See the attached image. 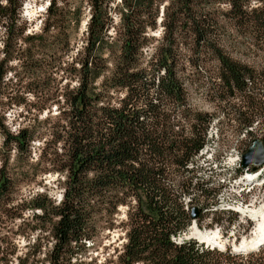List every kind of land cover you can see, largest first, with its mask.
<instances>
[{"label": "trees", "instance_id": "16d2710c", "mask_svg": "<svg viewBox=\"0 0 264 264\" xmlns=\"http://www.w3.org/2000/svg\"><path fill=\"white\" fill-rule=\"evenodd\" d=\"M82 2L88 17L80 55L73 61L76 85L63 94L59 122L42 148L51 171L62 177L60 200L35 193L19 204L21 211L31 212V232L46 234L50 246L40 259V239H34L20 264H82L77 259L81 247L120 207H126V232L117 264H264V247L235 254L192 238L178 241L200 220V215L191 219L199 197L205 201L216 194L192 181L211 116L189 106L182 60L197 73L213 60L218 79L213 89L219 102H233L241 131L249 135L253 127L264 126V68L232 59L217 34L224 20L264 43V0ZM54 5L47 9L56 17ZM20 7L21 0H0L4 62L13 58L22 35ZM160 11L162 39L153 46L148 32L156 29ZM73 15L78 25L79 7ZM2 133V145L14 153V162L29 154L33 136L28 129ZM260 140L264 145V136ZM8 166L6 158L0 169V204L11 200L14 189ZM197 210L205 209L200 205Z\"/></svg>", "mask_w": 264, "mask_h": 264}, {"label": "rangeland", "instance_id": "374dc122", "mask_svg": "<svg viewBox=\"0 0 264 264\" xmlns=\"http://www.w3.org/2000/svg\"><path fill=\"white\" fill-rule=\"evenodd\" d=\"M52 1L55 2L53 12L56 17L48 14L47 7ZM82 1L21 0L17 28L22 35L14 46L13 58L8 62L3 61L1 54L5 23L0 18V169L4 160L9 158L6 172L14 185L11 200L0 204V264H20L31 252L36 238L41 244L38 258L42 259L50 246L46 234L31 232L35 226L31 212L21 211L19 204L35 193L46 194L55 202L60 200L62 177L51 171V164L42 157V148L52 139V127L59 122L58 116L64 107L63 94L76 85L73 61L80 55L88 17ZM114 1L117 3L119 0ZM77 7L80 8L78 25L74 23L73 15ZM220 9L225 10L226 6ZM161 15L160 11L156 29L148 32L153 46L162 39ZM114 22L118 23L115 15ZM220 24L222 28L217 34L226 53L242 64L255 69L264 68V43H257L249 31H237L229 22L220 20ZM110 34L114 36L112 29ZM150 54L151 47L145 60ZM182 61L184 71L180 76L189 106L211 116L205 148L192 165V181L215 190L216 194L205 201L199 197L200 203L196 202L194 208L202 205L205 210L198 211L200 220L197 223L193 221L179 240L188 238L195 224L200 232L212 234L209 243L232 249L242 239H248L255 226V221H251L246 213V207L251 209L264 205V166L259 169L261 172L257 179L253 180L246 177L247 173H254L250 169L235 173L241 154L247 150L251 140L264 136V126L253 127L249 135L241 131L232 114L233 102H219L213 89L218 83L213 60L206 62L205 72L198 73L190 68L187 61ZM21 129H28L33 141L29 154L14 162V153L9 154L2 145L6 138L2 132L15 134ZM215 203V208L210 209V205ZM125 211L126 207H120L112 220L99 223L93 239L81 247L77 255L79 262L117 264L125 242Z\"/></svg>", "mask_w": 264, "mask_h": 264}, {"label": "bare ground", "instance_id": "6f19581e", "mask_svg": "<svg viewBox=\"0 0 264 264\" xmlns=\"http://www.w3.org/2000/svg\"><path fill=\"white\" fill-rule=\"evenodd\" d=\"M255 173L256 172L251 173V174L247 173L246 177L251 178V180L257 179V175ZM246 210H248L246 213H248L250 220L255 221V226L253 227L248 239H242V241L239 242L237 245L232 246L236 252L239 250H243V249L245 250V252L243 253L255 251L254 248L258 244L264 242V205L260 206L259 208H251V209L246 207ZM191 233L192 234L188 236V239L192 238V239L198 240L199 242L204 243L207 246L212 247V248H219L220 250L225 249L224 246H219L215 243H209V240H211L212 234H210L209 232H208L209 234L200 232L196 228V225H193L191 227Z\"/></svg>", "mask_w": 264, "mask_h": 264}, {"label": "water", "instance_id": "95a60500", "mask_svg": "<svg viewBox=\"0 0 264 264\" xmlns=\"http://www.w3.org/2000/svg\"><path fill=\"white\" fill-rule=\"evenodd\" d=\"M238 166L242 171L250 169L252 172H256L259 168L264 166V145L260 139L254 138L251 140L247 150L243 154H241ZM197 213H198L197 208H193L191 211L192 220L196 219ZM262 246H264V242L258 244L254 249H257L258 247H262ZM233 251L236 252L235 250ZM243 252H245L244 249L239 250L236 253H243Z\"/></svg>", "mask_w": 264, "mask_h": 264}, {"label": "built area", "instance_id": "2783aa9c", "mask_svg": "<svg viewBox=\"0 0 264 264\" xmlns=\"http://www.w3.org/2000/svg\"><path fill=\"white\" fill-rule=\"evenodd\" d=\"M204 148H205V147H203V149H204ZM203 149H202V150H203ZM202 150H201V151H202ZM201 151H200V153H201ZM200 153H199V154H200ZM247 170H248V169H247ZM247 170H245V171H247ZM178 240H179V238H178Z\"/></svg>", "mask_w": 264, "mask_h": 264}]
</instances>
